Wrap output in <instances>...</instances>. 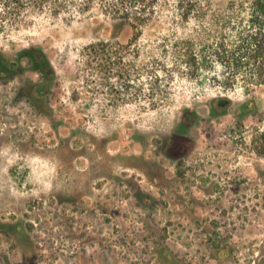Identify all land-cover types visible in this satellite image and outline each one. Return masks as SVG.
Listing matches in <instances>:
<instances>
[{
	"label": "rangeland",
	"instance_id": "rangeland-1",
	"mask_svg": "<svg viewBox=\"0 0 264 264\" xmlns=\"http://www.w3.org/2000/svg\"><path fill=\"white\" fill-rule=\"evenodd\" d=\"M18 1L0 0V264H264L262 123L247 115L238 128L243 88L177 65L176 41L197 27L179 0H160L122 54L135 63L128 81L81 74L84 47L111 37L102 0L61 14H18ZM31 48L58 76L48 102L30 99L41 75L17 63Z\"/></svg>",
	"mask_w": 264,
	"mask_h": 264
},
{
	"label": "trees",
	"instance_id": "trees-1",
	"mask_svg": "<svg viewBox=\"0 0 264 264\" xmlns=\"http://www.w3.org/2000/svg\"><path fill=\"white\" fill-rule=\"evenodd\" d=\"M78 1L20 0L15 9L18 14L21 9L29 7L49 8L55 14L75 9L85 12L90 11L97 0ZM159 4L160 0H102L100 6L110 18L111 37L97 39L84 47L85 67L81 74L87 73L92 77L95 68L103 74L116 70L119 77L128 81L135 63L131 59L125 63L122 54L134 48L144 28L155 17ZM178 10L183 22L189 24L194 20L197 27L193 29L191 38L176 41L177 65H182L180 69L188 76L208 74L211 75L208 77L210 80L226 89L243 88L246 97L238 106L237 126L242 131L245 129L247 115L257 117L262 123L255 128L252 145L256 155L264 159V0H228L223 7H216L209 0H179ZM127 27H131L134 33L131 40L123 44L119 39ZM23 57H27L31 71L41 75V80L31 88L30 99L48 102L58 77L53 64L41 48L27 49L17 63L21 64ZM8 62L7 59H0V72ZM167 73L171 75V71L167 70ZM156 76L159 79L160 74ZM125 87L128 89L130 85ZM151 103L156 105L155 98L151 99ZM229 104L231 102L226 100L223 105ZM191 118L187 110L181 125ZM160 245L158 239L152 245L156 255L154 259ZM164 263L168 264L167 261Z\"/></svg>",
	"mask_w": 264,
	"mask_h": 264
},
{
	"label": "flooded vegetation",
	"instance_id": "flooded-vegetation-1",
	"mask_svg": "<svg viewBox=\"0 0 264 264\" xmlns=\"http://www.w3.org/2000/svg\"><path fill=\"white\" fill-rule=\"evenodd\" d=\"M224 104V103H223Z\"/></svg>",
	"mask_w": 264,
	"mask_h": 264
}]
</instances>
